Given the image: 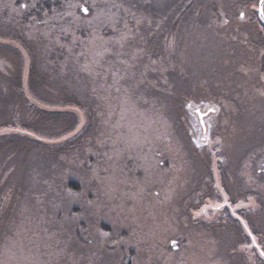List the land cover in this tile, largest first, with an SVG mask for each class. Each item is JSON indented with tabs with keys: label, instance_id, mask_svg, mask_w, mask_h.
I'll use <instances>...</instances> for the list:
<instances>
[{
	"label": "rangeland",
	"instance_id": "374dc122",
	"mask_svg": "<svg viewBox=\"0 0 264 264\" xmlns=\"http://www.w3.org/2000/svg\"><path fill=\"white\" fill-rule=\"evenodd\" d=\"M26 1L0 0L1 77L22 72L24 58L2 39L15 32L33 78L52 61L29 47L43 40L50 51L52 40L100 93L48 122L18 108L16 119L44 137L73 138L0 130V264H264L257 249L240 250L251 241L240 220L253 234L262 228L264 178L237 151L243 138L264 145L259 0H191L171 25L174 7L154 18L159 0H60L39 21ZM85 47L99 55L80 60Z\"/></svg>",
	"mask_w": 264,
	"mask_h": 264
},
{
	"label": "trees",
	"instance_id": "16d2710c",
	"mask_svg": "<svg viewBox=\"0 0 264 264\" xmlns=\"http://www.w3.org/2000/svg\"><path fill=\"white\" fill-rule=\"evenodd\" d=\"M28 1H29L28 7L30 8V12H28V14L36 15L38 21L40 17L41 18L43 17L42 13H45L48 16L50 14L52 15L53 12H49V11L53 6L55 5L58 6L57 9H59V6L63 8L62 2L60 0H59V4L57 2H54V0H36L34 2H31L30 0ZM137 3L138 2H136L134 6ZM191 5H192L191 0H159L158 2H154L151 8L153 10L152 13L154 15V18L160 20L162 17L163 19H165V17H167L166 15L174 7L176 9V12H174L175 14L172 17V19L169 18V20L167 21V23L171 25L172 23L175 22L174 19L176 14L177 13L180 14L182 10L184 12H187L188 9L190 10ZM140 6L141 4L139 3L138 7ZM141 8L146 11L147 15L150 14L149 11L147 10V8H150L148 5H145L144 7ZM57 9L56 11H58ZM2 34L3 33H0V35ZM10 34L11 37H5L7 39L4 38L2 39L7 41L6 43L7 46H12V48L19 51L22 60L23 58L24 60L22 61L23 65H21L22 72L20 73V75H17L20 71L19 68L17 72H14V76L16 78H12L9 75H7L6 77H1L3 74H0V85L2 84V86L4 87L3 88L1 86L0 88L1 91L0 98L2 101V98L4 97L5 107L6 109L10 108L7 109V111H10L11 113V117L9 119H3V120L0 119V130H4L7 128H11V129L21 128L25 131H31L35 133V135L33 136L22 134L23 135L22 138H36V136H40L41 138H49L47 140L55 138L54 139L55 141H61L62 138H73V134H72L73 131L70 130L62 131L59 133L57 132L54 134L52 138L44 137L43 136L44 133L48 134L46 131H40V129L37 127L20 123L16 119V117L18 118L19 111L23 110L22 112L26 114V116L29 119L33 118L35 122H37V120L47 121L49 118L52 119L54 117H60L64 115L73 116L72 112L70 111L75 108L81 110L88 109L94 103L96 93L98 94L100 93V91L96 89L97 79L91 75L81 76L78 73L74 72L69 67V65L66 64L69 57V53L67 50L68 47L61 44L57 45L52 40H51L52 43H50L49 45L51 47L50 51H45L47 44L45 45L43 40L42 43H40V45L42 46L38 48L37 52L36 50L33 49L34 48L33 46L29 47L34 51L35 54H38V56L40 54L46 55V57L43 56L44 59L47 58L52 61L50 72L42 71L41 72L42 76L40 78H38L37 75H35L37 78H33L28 70L29 58L27 60V56H26L27 54L23 50L24 48H28V47H24L25 45L28 46V44L23 41L24 43L23 45L17 42H16L17 45H12L13 42H15L14 36L16 35V33L12 32ZM5 35H9V34H5ZM162 35L163 36L166 35L165 31L162 32ZM47 41H49V39L46 40V43ZM82 50L83 52L82 53L79 52L77 55V57L79 58L81 57L80 60L82 61L96 58L99 55V51L97 48L85 47ZM32 67L33 65H31V68ZM60 69L63 70L57 71ZM79 69L80 70L84 69L83 64L79 65ZM1 101L0 104L3 103ZM84 102H86L85 105H83ZM19 107H22L20 108L22 110L18 109ZM48 126L51 127L52 129L55 128L51 124H48ZM58 143L59 142H57L56 144ZM263 147H264L263 142H259L256 140H253L248 144H246L244 142V138L241 141H239L237 145V151H242V155H243L242 159L245 160V158H250L253 161L251 164V170L253 171L252 174L255 176L254 180L255 179L259 180V177L261 176L264 178V149H262ZM254 153H256L257 156H259V158L263 157L262 160H260L259 162H255ZM232 175L235 176L236 173ZM261 193L264 194L263 191H261ZM254 195L256 194L253 193L245 194V196H254ZM257 197L259 198V196ZM259 206H260V211L263 214V220H264V205L260 203ZM261 225L262 228L261 227L260 228L263 230L262 231L261 229L254 230L255 231L254 234L258 235L261 244H264V221L262 222Z\"/></svg>",
	"mask_w": 264,
	"mask_h": 264
},
{
	"label": "snow or ice",
	"instance_id": "6c2138e0",
	"mask_svg": "<svg viewBox=\"0 0 264 264\" xmlns=\"http://www.w3.org/2000/svg\"><path fill=\"white\" fill-rule=\"evenodd\" d=\"M259 5H260V7L257 9V11L259 12L260 19L264 20V0H259ZM20 7L21 8H25V7H27V5L26 4H21ZM77 7H79L80 10L82 12H84L85 14H87L89 12V8L85 4H79V5H77ZM13 10H15V9H13ZM239 18L241 20L245 19V13L241 12L239 14ZM224 23H227V21H224ZM189 107H191V105H189ZM215 110L216 109H210V111H215ZM10 131L20 132V133L28 135V136L35 135V133H33L31 131H25V130H23L21 128L10 129ZM36 138L37 139H41L40 136H36ZM197 147H200V145L198 143H197ZM227 199L228 198L225 197V204H227ZM240 206L241 205H239V204L237 205V207H240ZM222 207H224V205H222V204H216L215 205V208H217V209L222 208ZM201 211H203V210H201ZM233 214L235 215V212ZM196 215H200V213L198 212ZM240 223L243 225L244 232L247 234V237H251L250 243L242 242L240 250L244 251V250H246L248 248H255V249H257L259 251V255L261 257H264V244H261L259 242L258 238L250 230L248 223H246L244 220H240ZM101 235L102 236H107L108 233L107 232H103V233H101ZM175 246H176L175 241H173V247H175Z\"/></svg>",
	"mask_w": 264,
	"mask_h": 264
},
{
	"label": "water",
	"instance_id": "95a60500",
	"mask_svg": "<svg viewBox=\"0 0 264 264\" xmlns=\"http://www.w3.org/2000/svg\"><path fill=\"white\" fill-rule=\"evenodd\" d=\"M259 7H260V5L258 4V8H259ZM259 17H260V16H259ZM260 21H261L262 24H264V20H261V19H260ZM197 113H198V116H199V119H200V124L203 125V122H202V115L199 114V111H197Z\"/></svg>",
	"mask_w": 264,
	"mask_h": 264
},
{
	"label": "flooded vegetation",
	"instance_id": "af4514ba",
	"mask_svg": "<svg viewBox=\"0 0 264 264\" xmlns=\"http://www.w3.org/2000/svg\"><path fill=\"white\" fill-rule=\"evenodd\" d=\"M258 15H259V12H258ZM258 21L261 23V21H260V17H258ZM263 26V28H264V25H262ZM197 111H199V110H196L195 111V113L197 114V116H198V113H197ZM199 114H201L200 113V111H199ZM202 115V114H201ZM203 116H205V113H203ZM198 118H199V116H198ZM202 119H203V117H202ZM200 120V119H199ZM202 122H203V120H202ZM200 124V123H199ZM200 126H202L201 124H200ZM203 130V129H202Z\"/></svg>",
	"mask_w": 264,
	"mask_h": 264
}]
</instances>
